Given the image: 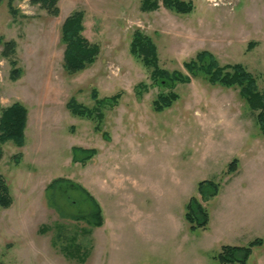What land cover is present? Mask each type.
I'll return each instance as SVG.
<instances>
[{
  "label": "rangeland",
  "instance_id": "rangeland-1",
  "mask_svg": "<svg viewBox=\"0 0 264 264\" xmlns=\"http://www.w3.org/2000/svg\"><path fill=\"white\" fill-rule=\"evenodd\" d=\"M185 1L192 12L162 3L143 12L142 0H60L58 16L28 0H15V15L6 0L0 3V37L16 41L24 71L12 82L0 54V116L16 102L28 110L25 145L5 143L0 160L13 197L11 207H0V264H221L215 257L223 246L264 240V135L238 89L198 75L170 90L154 84L130 52L132 34L140 30L170 72L187 73L184 63L208 51L221 64L246 66L263 89L264 0ZM75 11H83V34L100 54L69 75L61 28ZM140 83L147 91L138 97ZM93 89L100 98L122 94L115 108L103 110L101 132L67 108L71 98L93 108ZM170 91L178 100L155 111L157 95ZM73 147L97 153L83 166L72 162ZM17 154L23 155L19 164ZM233 159L238 172L227 175ZM59 178L94 197L102 226L76 218L91 205L75 189L66 188L70 196L57 192L53 206L47 187ZM204 180L220 187L203 203L207 228L191 231L186 206L191 197L202 201L198 184ZM70 241L87 251L85 262L64 257L61 249ZM246 264H264V242L252 248Z\"/></svg>",
  "mask_w": 264,
  "mask_h": 264
},
{
  "label": "trees",
  "instance_id": "trees-1",
  "mask_svg": "<svg viewBox=\"0 0 264 264\" xmlns=\"http://www.w3.org/2000/svg\"><path fill=\"white\" fill-rule=\"evenodd\" d=\"M3 0H0V3ZM11 14H16L14 8L15 0H6ZM30 4L38 6L45 10L51 16H58L60 13V0H28ZM162 6L166 9L177 13H190L193 10L191 1L185 0H142L140 9L143 12H153ZM84 32V13L83 11L73 12L63 23L61 28V41L64 44L63 67L67 74L73 75L96 62L100 54V47L91 43L83 34ZM253 47V43H249L248 51ZM0 54L7 59L10 64L9 79L12 82L18 81L23 74V70L19 67L17 54V43L15 40H5L0 37ZM130 52L135 59L140 61L144 67L150 70V79L154 84L168 87L170 90L176 83H189L192 77L202 75L205 80L213 85H220L228 88H236L240 97L246 102L249 110L253 113L255 123L262 135H264V88L260 89L257 78L240 63L221 64L215 56L208 51H201L196 54L195 58L184 63L187 73L181 71H168L160 66L158 51L153 40L143 34L140 30H135L132 34L130 42ZM144 91H147V85L140 83L136 86L135 92L140 97ZM92 99L95 102L93 108L87 107L71 98L67 102L68 110L76 116L87 118L94 121V129L102 131V123L105 118L103 110L115 108L121 99V92L113 96L100 98L96 89L92 90ZM179 95L175 91L166 94H158L153 102L154 110L161 111L170 107L178 100ZM28 120L27 108L16 102L11 106L1 108L0 116V160L3 157V145L11 141L18 147L25 145V130ZM106 137V133H103ZM73 163H80L86 166L87 163L96 155L95 149L73 147ZM22 154L14 156L15 163L19 164ZM238 160L233 159L228 165L227 175H233L238 172ZM219 183L213 180H204L198 184V192L202 198L198 200L191 197L186 206L185 219L189 224L190 230L206 229L209 223V213L203 205L214 198L219 190ZM66 188L79 191L84 198L90 203L91 208L86 215H78L77 219L90 218L91 224L95 227L103 225L102 211L100 205L94 197L81 185L65 180L62 178L54 180L48 187L49 198L53 206L54 196L57 192L61 195H69ZM68 189V190H69ZM70 196V195H69ZM66 197V196H65ZM13 204V197L6 179L0 174V207L7 209ZM263 239L257 238L252 241L248 247H238L226 245L222 247L220 254L215 257L221 264L240 263L246 264L252 248L262 245ZM67 260L78 263L85 262L87 251L76 242L67 243V246L61 249Z\"/></svg>",
  "mask_w": 264,
  "mask_h": 264
},
{
  "label": "crops",
  "instance_id": "crops-1",
  "mask_svg": "<svg viewBox=\"0 0 264 264\" xmlns=\"http://www.w3.org/2000/svg\"><path fill=\"white\" fill-rule=\"evenodd\" d=\"M156 11H157V10H156ZM153 12H155V11H153ZM23 76H24V71H23L22 77H23ZM22 77H21L20 79H22ZM20 79H19V80H20ZM19 80H18V81H19ZM16 82H17V81H16ZM22 157H23V156H22ZM236 174H237V173H236Z\"/></svg>",
  "mask_w": 264,
  "mask_h": 264
}]
</instances>
